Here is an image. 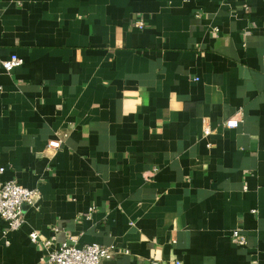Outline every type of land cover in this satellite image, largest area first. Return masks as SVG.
I'll list each match as a JSON object with an SVG mask.
<instances>
[{"label":"crops","instance_id":"0c3cea01","mask_svg":"<svg viewBox=\"0 0 264 264\" xmlns=\"http://www.w3.org/2000/svg\"><path fill=\"white\" fill-rule=\"evenodd\" d=\"M11 53L0 179L38 197L0 216V264L70 239L111 245L101 264H264V0H0Z\"/></svg>","mask_w":264,"mask_h":264},{"label":"built area","instance_id":"2783aa9c","mask_svg":"<svg viewBox=\"0 0 264 264\" xmlns=\"http://www.w3.org/2000/svg\"><path fill=\"white\" fill-rule=\"evenodd\" d=\"M142 20L135 21L139 28L143 27ZM22 58L16 53H11L9 57L1 60V65L6 70H11L20 64ZM240 118L231 116L223 122L226 126H236ZM209 128L203 130L204 134L209 133ZM61 144V138H50L47 141L48 148H57ZM4 166H0V172ZM38 192L36 188H29L20 184L14 178L0 179V216L5 219L7 228L17 229L24 221L23 205L34 204L37 200ZM232 235L238 243H245V236L238 228L232 230ZM35 231L30 233V238L35 242L38 240ZM113 247L98 242H88L77 245L73 239L62 241L56 248L48 250L46 264H101L105 258L112 256Z\"/></svg>","mask_w":264,"mask_h":264}]
</instances>
